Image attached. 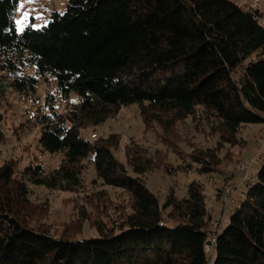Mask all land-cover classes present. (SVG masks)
<instances>
[{
  "label": "trees",
  "instance_id": "trees-1",
  "mask_svg": "<svg viewBox=\"0 0 264 264\" xmlns=\"http://www.w3.org/2000/svg\"><path fill=\"white\" fill-rule=\"evenodd\" d=\"M20 1L0 0V92L34 93L41 78L53 79L63 98L77 101L59 112L51 94L48 112L36 116L42 148L64 153L58 167L36 161L21 167L14 159L0 165V264H264V155L253 181L244 182V199L217 228L203 183L192 181L186 196L172 191L162 203L144 177L161 168L217 172L219 150L238 144L246 124L264 122V58L243 65L255 52L264 55L258 10L232 0H70L42 27L19 31ZM33 67L36 74L26 71ZM133 104L147 128L163 129L164 144L184 163L175 167L167 154H151L135 141L124 163L115 153L119 133L84 136ZM199 112L220 144L185 153L170 135ZM5 139L0 124V149ZM88 165L96 171L93 183L124 195L116 218L98 216L97 234H82L87 206L113 207L102 190L62 233L43 227L39 217L48 211L33 202L30 186L82 192ZM235 175L224 180L222 202Z\"/></svg>",
  "mask_w": 264,
  "mask_h": 264
},
{
  "label": "rangeland",
  "instance_id": "rangeland-1",
  "mask_svg": "<svg viewBox=\"0 0 264 264\" xmlns=\"http://www.w3.org/2000/svg\"><path fill=\"white\" fill-rule=\"evenodd\" d=\"M70 0H21L16 15V25L22 31L27 25L33 23L35 27H42L50 18V13L54 10L65 11ZM244 9H257L258 19L264 26V0H232ZM264 58L260 52H255L248 57L243 65ZM27 72L37 73L36 67L26 69ZM4 72L0 70V76ZM0 124L5 132L6 139L0 149V165L9 159L17 160L21 167L32 163L41 162L47 170L58 167L64 158L63 152L50 153L45 151L39 143L41 127L36 125L38 113L48 112V97L52 94L56 99V107L59 112H64L70 101H77L75 95L71 100L63 98L57 90L56 82L51 79L45 81L40 79L38 89L34 93H22L14 88H9L0 92ZM117 132L121 136V145L115 153L118 158L127 163L125 154L126 146L132 141L143 145L148 152L155 154L156 151L167 154V161L173 163L175 167L185 162L168 147L162 140L163 129L158 125L147 128L141 116L139 104L123 106L120 112L106 122L95 127L83 130L87 138H91L93 133L99 137H108L111 133ZM174 135H170L178 142L179 148L189 153L196 148L215 149L220 144V135L212 129L206 117L199 112L196 117H189L184 122L178 123L175 127ZM239 143L236 145L225 144L219 150L221 165L217 172L201 173L196 167L190 171H174L167 173L164 169H155L144 175L148 187L155 192L160 201L164 203L170 192H174L177 197H184L188 194V185L192 181H199L204 184L207 205L214 213L215 222L223 218L225 226L237 206L244 199L246 183L245 175L256 176L259 160L264 155V122L249 123L243 126L239 135ZM245 169V170H244ZM244 172V173H242ZM235 174L233 180L224 189L226 196L224 202L218 199L220 189L224 187V180L230 174ZM244 176V177H243ZM85 190L82 192H66L51 190L44 186L31 185V198L37 204H43L47 213L40 216L43 227L50 228L52 232L60 234L64 228L78 220L79 209L90 197H96L97 192L105 191L110 195V202L113 207L104 206L98 208L96 205H89L88 213L90 219L84 221V236H93L97 232L92 227L94 218L114 220L118 215L119 204L124 202V195L101 183H93L96 178V171L93 165H88L84 174ZM229 178V177H227ZM231 180V179H229ZM231 192V199L227 200V193ZM89 197V198H87ZM214 222V223H215ZM215 228H217L214 225ZM219 227V226H218Z\"/></svg>",
  "mask_w": 264,
  "mask_h": 264
},
{
  "label": "built area",
  "instance_id": "built-area-1",
  "mask_svg": "<svg viewBox=\"0 0 264 264\" xmlns=\"http://www.w3.org/2000/svg\"><path fill=\"white\" fill-rule=\"evenodd\" d=\"M92 137L93 138H96L97 137V134L96 133L92 134ZM254 178H255V176L254 177H251L248 173H246V175H245V180L246 181H247V179H249V182L250 181H253ZM230 193H231L230 191L227 193V198H229ZM220 224H221V220H219V219L214 223L215 226H219ZM211 241H212L213 245L216 244V239L213 238Z\"/></svg>",
  "mask_w": 264,
  "mask_h": 264
},
{
  "label": "water",
  "instance_id": "water-1",
  "mask_svg": "<svg viewBox=\"0 0 264 264\" xmlns=\"http://www.w3.org/2000/svg\"><path fill=\"white\" fill-rule=\"evenodd\" d=\"M207 245H208V247L210 248V246L213 245L212 241H211V240H208V241H207Z\"/></svg>",
  "mask_w": 264,
  "mask_h": 264
}]
</instances>
